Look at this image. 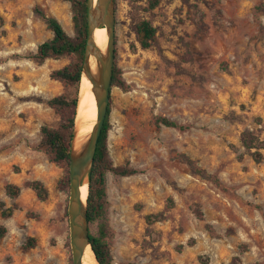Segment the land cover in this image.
Returning <instances> with one entry per match:
<instances>
[{"label":"rangeland","instance_id":"obj_1","mask_svg":"<svg viewBox=\"0 0 264 264\" xmlns=\"http://www.w3.org/2000/svg\"><path fill=\"white\" fill-rule=\"evenodd\" d=\"M114 4V64L127 90H110L108 156L137 173L105 174V216L90 233L106 224L112 264H264V0ZM35 11L74 35L66 0H0V208L11 210L0 216V264H72L59 185L68 169L37 149L40 128L60 123L48 101L72 92L49 75L72 57L28 59L52 38ZM142 20L155 29L147 48L135 31ZM247 133L254 149L242 144ZM32 181L45 199L25 186Z\"/></svg>","mask_w":264,"mask_h":264},{"label":"trees","instance_id":"obj_2","mask_svg":"<svg viewBox=\"0 0 264 264\" xmlns=\"http://www.w3.org/2000/svg\"><path fill=\"white\" fill-rule=\"evenodd\" d=\"M70 3L73 12L72 22L74 35L69 36L61 24L52 16H48L43 12L35 11L44 22L46 27L52 32V38L39 44L34 53L28 57L33 63L40 65L48 59H59L67 56L72 57V60L61 69L54 70L49 77L52 80L58 81L66 87H71L70 95H61L48 101V106L53 108L60 116V123L56 128L41 127L40 142L37 149L41 150L47 157L48 161L55 163L68 169L69 163V142L72 135L74 118L76 113L78 87L81 79V62L84 52V42L86 35V0H66ZM135 31L142 48H147L150 41L155 36V29L149 22L142 20L135 24ZM118 87L123 91L127 90L124 82L120 78V71L113 65V74L111 79V87ZM109 106L106 118L101 128V134L98 139L96 152L93 160V167L89 175L88 196H87V220L90 223L104 219L106 207V191H105V174L111 172L117 176H130L136 174V170L127 167H113L108 156L107 136L110 130ZM156 126H164L167 128L185 130L186 127L177 124L176 122L165 118L156 117L153 120ZM256 141L250 134H244L243 146L247 149H254L252 144L247 141ZM264 148V141L260 144ZM261 148V149H262ZM260 149V148H259ZM255 162H259L261 155L258 152L252 154ZM198 173L201 171L197 170ZM64 189L68 188V177L59 183ZM25 186L35 192L39 200L46 197V190L37 182H27ZM20 189L16 186L7 184L5 186L6 195L14 198L19 194ZM193 212L198 219L202 215L199 206L195 205ZM11 215L10 209L0 208V216L8 218ZM162 214H150L146 216V221H162ZM4 235V230H0V239ZM109 236V231L105 223H100L97 229V235L93 236L89 232V241L91 249L97 258L99 264H112V256L106 238ZM33 240L28 239V242L23 244V250L27 251L32 247ZM233 263L238 264L239 259L233 258ZM260 264V263H253Z\"/></svg>","mask_w":264,"mask_h":264},{"label":"water","instance_id":"obj_3","mask_svg":"<svg viewBox=\"0 0 264 264\" xmlns=\"http://www.w3.org/2000/svg\"><path fill=\"white\" fill-rule=\"evenodd\" d=\"M86 35L81 62V78L89 85L95 102L96 115L91 131L79 142L76 141L78 128L75 124L69 142L68 163V240L72 264H84V256L90 253L93 264H99L89 241V222L87 220V196L89 175L93 167L101 128L106 118L111 90L115 48V4L114 0H86ZM104 28L106 45L100 50L94 42V31ZM91 60L94 67H91ZM81 81V79H80ZM80 86V83H79ZM79 102V92L77 105ZM77 108V106H76ZM76 114V113H75ZM86 185L87 193L82 200L80 189Z\"/></svg>","mask_w":264,"mask_h":264},{"label":"bare ground","instance_id":"obj_4","mask_svg":"<svg viewBox=\"0 0 264 264\" xmlns=\"http://www.w3.org/2000/svg\"><path fill=\"white\" fill-rule=\"evenodd\" d=\"M95 3V0H94ZM94 42L96 46L103 50L106 45V31L104 28L96 29L94 31ZM91 67H94V62L91 60ZM96 115L95 102L90 92V85L88 81L82 77L79 86V102L76 108L75 124L78 128L76 141H81L92 129ZM82 200L86 198V185H83L80 189ZM84 264H93L91 254L88 252L84 256Z\"/></svg>","mask_w":264,"mask_h":264}]
</instances>
